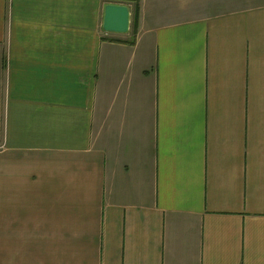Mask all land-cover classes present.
I'll return each instance as SVG.
<instances>
[{"label":"crops","instance_id":"0c3cea01","mask_svg":"<svg viewBox=\"0 0 264 264\" xmlns=\"http://www.w3.org/2000/svg\"><path fill=\"white\" fill-rule=\"evenodd\" d=\"M0 264H264V0H0Z\"/></svg>","mask_w":264,"mask_h":264},{"label":"water","instance_id":"95a60500","mask_svg":"<svg viewBox=\"0 0 264 264\" xmlns=\"http://www.w3.org/2000/svg\"><path fill=\"white\" fill-rule=\"evenodd\" d=\"M102 28L107 33L127 34L131 28V12L126 5L109 4L105 7Z\"/></svg>","mask_w":264,"mask_h":264}]
</instances>
